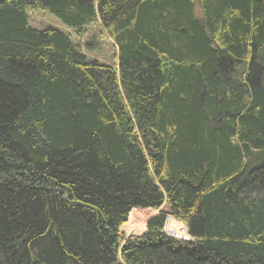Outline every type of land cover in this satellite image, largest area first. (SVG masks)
Wrapping results in <instances>:
<instances>
[{
    "label": "trees",
    "instance_id": "16d2710c",
    "mask_svg": "<svg viewBox=\"0 0 264 264\" xmlns=\"http://www.w3.org/2000/svg\"><path fill=\"white\" fill-rule=\"evenodd\" d=\"M0 264H264V0L0 3Z\"/></svg>",
    "mask_w": 264,
    "mask_h": 264
},
{
    "label": "rangeland",
    "instance_id": "374dc122",
    "mask_svg": "<svg viewBox=\"0 0 264 264\" xmlns=\"http://www.w3.org/2000/svg\"><path fill=\"white\" fill-rule=\"evenodd\" d=\"M29 22L36 30H43L51 26L65 32L84 55L92 59H99L108 65L117 66L118 53L115 43L107 37L99 23L85 28V33L79 36L74 29H69L62 21H59L50 12L44 10H30ZM158 213V211L154 210H134L129 215L128 223L122 229L125 237H140L147 231L148 220L158 215Z\"/></svg>",
    "mask_w": 264,
    "mask_h": 264
},
{
    "label": "built area",
    "instance_id": "2783aa9c",
    "mask_svg": "<svg viewBox=\"0 0 264 264\" xmlns=\"http://www.w3.org/2000/svg\"><path fill=\"white\" fill-rule=\"evenodd\" d=\"M164 226L167 236L185 242L191 240L188 227L176 217H168Z\"/></svg>",
    "mask_w": 264,
    "mask_h": 264
},
{
    "label": "water",
    "instance_id": "95a60500",
    "mask_svg": "<svg viewBox=\"0 0 264 264\" xmlns=\"http://www.w3.org/2000/svg\"><path fill=\"white\" fill-rule=\"evenodd\" d=\"M7 1H9V0H0V3H2V2H7Z\"/></svg>",
    "mask_w": 264,
    "mask_h": 264
}]
</instances>
